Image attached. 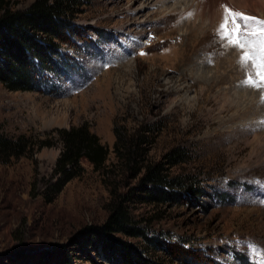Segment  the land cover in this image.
Here are the masks:
<instances>
[{"label": "rangeland", "instance_id": "rangeland-1", "mask_svg": "<svg viewBox=\"0 0 264 264\" xmlns=\"http://www.w3.org/2000/svg\"><path fill=\"white\" fill-rule=\"evenodd\" d=\"M5 1L22 9L35 0ZM76 1V34L61 45L56 69L43 72L41 88L0 83V133L55 139L56 129L87 123L109 149V176L82 160L84 172L45 202L34 183L50 174L59 143L0 162V264L51 260L61 245L75 264H105L76 243L82 228L112 214L119 199L111 187L132 190L121 204L145 233L112 235L150 260L260 264L247 242L264 249V89L243 83L252 68H241L242 52L218 36L226 4L214 5L210 20L209 11L179 5L185 14L169 17L170 9L135 12L143 0ZM252 1L231 6L264 20V2ZM193 26L198 34L187 36ZM168 37L192 44L189 57L171 62L181 48L163 42ZM114 129L133 140L129 165L159 164L179 180L167 188L176 196L144 198L143 170L115 158Z\"/></svg>", "mask_w": 264, "mask_h": 264}, {"label": "trees", "instance_id": "trees-1", "mask_svg": "<svg viewBox=\"0 0 264 264\" xmlns=\"http://www.w3.org/2000/svg\"><path fill=\"white\" fill-rule=\"evenodd\" d=\"M76 7V0H35L25 8L11 9L5 0H0V83L6 89L18 91L41 88L43 72L56 69L55 57L61 54V45L66 44L72 34H76L71 22ZM55 132V139L51 136L37 140L25 134L7 136L0 133L2 163L59 143V154L50 174L34 183L36 194H40L45 202H51L69 180L84 172L82 160H86L103 177L109 176L110 172V166L106 164L109 149L87 123L59 128ZM114 134L113 151L117 161L128 165L137 174L143 170L139 188H145L148 193L144 198L160 200L175 195L167 188L179 184V180L164 175L159 164L130 166L133 140L124 139L116 129ZM109 195L113 200L119 199L112 208V214L104 224L88 225L79 231L76 243L79 250L85 252L90 260L97 257L105 264H164L150 260L131 243L112 235L123 233L145 236V233L130 224L128 212L121 204L120 199L131 198L132 190L119 192L117 187H111ZM37 263L75 264L64 245L56 248L51 260Z\"/></svg>", "mask_w": 264, "mask_h": 264}, {"label": "snow or ice", "instance_id": "snow-or-ice-1", "mask_svg": "<svg viewBox=\"0 0 264 264\" xmlns=\"http://www.w3.org/2000/svg\"><path fill=\"white\" fill-rule=\"evenodd\" d=\"M218 36L226 42V47L242 52L238 61L241 68H252L253 71L246 73L243 83L248 87L264 89V20L224 6ZM247 244L250 251L261 258L260 264H264V249L253 242Z\"/></svg>", "mask_w": 264, "mask_h": 264}, {"label": "bare ground", "instance_id": "bare-ground-1", "mask_svg": "<svg viewBox=\"0 0 264 264\" xmlns=\"http://www.w3.org/2000/svg\"><path fill=\"white\" fill-rule=\"evenodd\" d=\"M234 1L236 3H239L242 6L244 5V7H245V5L248 4V2H250L251 0H143L139 4V6L137 5L138 7L136 8L135 12L142 13L143 10L145 9V7H150L151 9H154L156 11H160V10H164V9H170L168 15H169V17H171L173 15H176V13H178V12L180 15L185 14L186 12H189V11H192V13H195V14L201 13L202 15H205L204 12L209 11L208 12L209 13V19L211 20V18H212L211 11H212L214 5H216V4L218 5L220 3L221 4L225 3L226 6H228L229 8H234L233 6H231V3H234ZM253 1H254V3H257V4H259V1L262 3L264 2V0H253ZM177 5H179L180 7L181 6L184 7L185 13H183V12L181 13V11H178ZM246 6H248V5H246ZM188 30L189 31L186 33V35L187 36H194L195 34H198L199 29H198V27L193 26L192 28H190ZM172 40H174L173 45H177L181 48V51H180L181 55L179 54V56L177 58H174L171 62H174V61L180 62L181 58L182 59L188 58L189 57L188 54L192 50L191 49L192 44L188 43V41H185L184 39H178L175 37H168L167 41H163V42L172 43ZM177 87H178V85L176 84L173 86V89L177 88Z\"/></svg>", "mask_w": 264, "mask_h": 264}]
</instances>
